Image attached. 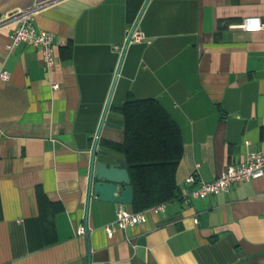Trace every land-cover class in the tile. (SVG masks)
I'll return each instance as SVG.
<instances>
[{
	"label": "crops",
	"instance_id": "0c3cea01",
	"mask_svg": "<svg viewBox=\"0 0 264 264\" xmlns=\"http://www.w3.org/2000/svg\"><path fill=\"white\" fill-rule=\"evenodd\" d=\"M34 4L50 73L37 47L5 49L11 15ZM245 18L264 21V0H0V264H264V178L177 196L111 237L118 203L88 196L93 157L124 159L102 140H123L128 94L179 125L178 194L189 174L211 180L264 150V29ZM134 20L149 42L121 54Z\"/></svg>",
	"mask_w": 264,
	"mask_h": 264
},
{
	"label": "trees",
	"instance_id": "16d2710c",
	"mask_svg": "<svg viewBox=\"0 0 264 264\" xmlns=\"http://www.w3.org/2000/svg\"><path fill=\"white\" fill-rule=\"evenodd\" d=\"M123 115V140H102L124 156L134 194L132 210H142L178 196L175 172L182 156L179 125L152 97L128 94L118 107Z\"/></svg>",
	"mask_w": 264,
	"mask_h": 264
},
{
	"label": "built area",
	"instance_id": "2783aa9c",
	"mask_svg": "<svg viewBox=\"0 0 264 264\" xmlns=\"http://www.w3.org/2000/svg\"><path fill=\"white\" fill-rule=\"evenodd\" d=\"M36 5H32L23 11H18L11 16L12 29L8 36V42L5 45L7 52L21 43L31 44L37 47L41 53L42 66L46 73H50L56 65V53L53 42V33L39 29L34 24V16L36 13ZM245 29H264V21L258 18H245L239 24ZM147 41L144 33L138 29L137 21H131L125 31L124 41L120 44H114L113 49L123 54L126 45L130 42ZM10 72L6 69L0 70V80H8ZM58 87V83H53L52 88ZM94 133L92 139L97 138ZM198 166V164H196ZM256 178H264V150L249 151L245 159L238 163L228 164L223 171L211 180H204L196 176L195 173L185 177L184 182L187 186L179 188L178 197L184 203H190L194 199L205 198L208 195L218 194L227 191L234 182L251 181ZM164 204L159 203L142 210H128L123 203H118L115 208V218L111 223L104 226L109 237H111L115 229H127L136 223L144 222L147 219V211L155 212L163 211ZM78 235L88 233V227L79 224L76 228Z\"/></svg>",
	"mask_w": 264,
	"mask_h": 264
},
{
	"label": "water",
	"instance_id": "95a60500",
	"mask_svg": "<svg viewBox=\"0 0 264 264\" xmlns=\"http://www.w3.org/2000/svg\"><path fill=\"white\" fill-rule=\"evenodd\" d=\"M109 159L95 161L93 157L88 196L131 205L134 190L130 184L128 163L119 157Z\"/></svg>",
	"mask_w": 264,
	"mask_h": 264
}]
</instances>
